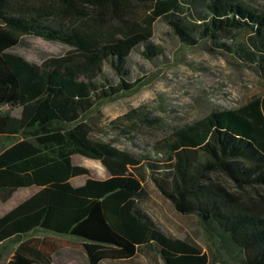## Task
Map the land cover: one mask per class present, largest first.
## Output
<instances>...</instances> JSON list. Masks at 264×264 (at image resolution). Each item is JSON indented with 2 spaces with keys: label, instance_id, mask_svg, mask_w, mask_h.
Wrapping results in <instances>:
<instances>
[{
  "label": "trees",
  "instance_id": "obj_1",
  "mask_svg": "<svg viewBox=\"0 0 264 264\" xmlns=\"http://www.w3.org/2000/svg\"><path fill=\"white\" fill-rule=\"evenodd\" d=\"M22 1L0 0V107L8 108L0 113V190H38L0 216V264H48L24 240L34 232L79 240L88 264L144 250L163 264H213L135 205L147 180L197 219L216 264H264V95L176 127L150 152L95 120L104 104L138 90L133 53L146 61L163 54L151 42L155 21L184 47L230 57L264 82V11L242 0ZM138 7L142 20L133 18ZM23 36L69 50L35 65L9 52ZM126 117L152 123L139 109ZM73 156L99 162L108 177L90 178ZM82 176L83 185L70 184Z\"/></svg>",
  "mask_w": 264,
  "mask_h": 264
},
{
  "label": "rangeland",
  "instance_id": "obj_2",
  "mask_svg": "<svg viewBox=\"0 0 264 264\" xmlns=\"http://www.w3.org/2000/svg\"><path fill=\"white\" fill-rule=\"evenodd\" d=\"M242 1L264 11V0ZM36 2L30 0L31 4ZM144 11L143 7L134 8L133 18L142 20L146 16ZM151 32L152 44L160 47L163 54L155 61H146L140 54L133 53L129 66L133 78L140 79L138 90L104 104L99 109V116L95 118L99 125L114 123L120 129H125L132 136L133 142L147 152L158 147L176 127L200 121L212 111L238 108L264 95V82L255 73L240 69L230 57L210 55L202 46L184 47L172 37L169 27L159 21L153 22ZM68 50V47L58 43L23 36L19 44L9 52L32 64L41 65L50 58L63 56ZM136 109L146 114L152 123L142 124L133 117H126L129 111ZM6 111L7 107H0V113ZM11 114L16 116L18 111L14 110ZM115 133L120 132L112 131L111 136ZM160 154L163 155L162 152ZM154 156H157L156 153ZM72 164L86 168L92 179L103 180L108 177L97 161L73 156ZM86 179V176L73 178L70 184L79 187ZM224 183L233 189L228 182ZM35 191L33 188L0 190V216ZM135 205L165 234L198 246L210 262L215 263V243L197 219L176 212L148 180L143 183V191ZM24 240L34 246L48 264H88L81 242L75 238L34 232ZM97 264L163 263L158 254L144 250L138 251L130 259H106Z\"/></svg>",
  "mask_w": 264,
  "mask_h": 264
},
{
  "label": "crops",
  "instance_id": "obj_3",
  "mask_svg": "<svg viewBox=\"0 0 264 264\" xmlns=\"http://www.w3.org/2000/svg\"><path fill=\"white\" fill-rule=\"evenodd\" d=\"M33 189H36V191H35V192H37V190H38L37 188H33ZM35 192H34V193H35ZM34 193H33V194H34ZM30 196H31V195H30ZM30 196H29V197H30ZM27 198H28V197H27ZM27 198H26V199H27ZM23 201H24V200H23ZM1 216H3V215H1Z\"/></svg>",
  "mask_w": 264,
  "mask_h": 264
}]
</instances>
